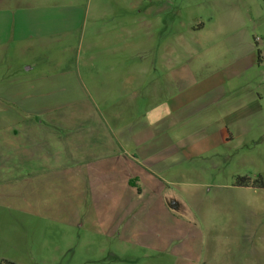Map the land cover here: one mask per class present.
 Returning <instances> with one entry per match:
<instances>
[{
    "label": "rangeland",
    "instance_id": "1",
    "mask_svg": "<svg viewBox=\"0 0 264 264\" xmlns=\"http://www.w3.org/2000/svg\"><path fill=\"white\" fill-rule=\"evenodd\" d=\"M99 1L100 12L97 14L96 10L86 21L88 30L99 27L103 32L114 27L123 32L127 26L136 41L134 51H116L105 58L111 67L102 71V76L120 59L122 67L116 70V75L117 72L133 75L131 89L136 93L149 90V94L145 103L139 105L141 113L137 120L116 119L114 113L124 106L102 103L103 99L96 97L95 82L84 81L71 87L66 82L67 72L51 71L55 63L66 67L72 56L81 61L87 59V51H40V63L33 74L51 79L25 88V95L32 98V101L26 98V110L33 102L40 111L47 110L50 118L28 115L33 116V120H26L25 127L36 128V135L26 136L21 130L19 136L12 131L8 137L4 136L5 140L8 138V156L14 162L21 155L22 146L40 145L51 146L50 153L60 161L56 167L58 179L51 189L55 193L56 212L36 215L34 221L33 217L29 218V224L40 230L39 244L31 253L35 264L117 263L115 241L98 234L97 218L79 210L81 196L88 194L86 187L80 181L68 184L62 175L69 167L64 161L70 162V149L79 144L77 140L82 138L83 132L96 126V122L101 121L102 126L94 131L106 128V132H118L119 136L114 137L120 138V135L127 136L133 127H145V110L162 106L168 109L162 121L150 120L153 124L147 129L148 139L138 138L144 145L134 154L140 159L146 155L152 160L158 157L163 161L160 179L169 193L186 196L194 191H224L220 186L234 187L238 177L253 181L261 178L264 182V2ZM56 3L61 4V1L56 0ZM145 27L151 50L144 48L141 35ZM82 30H74L73 37L79 36ZM233 38L235 42L231 41ZM257 51L261 52V61ZM126 59L127 69L123 67ZM89 74L91 77L97 73ZM0 76V106L3 110L9 108V111L22 113V106L15 103L17 98L5 101V97L17 94V87L12 83L16 77L7 76L6 72ZM140 76L147 84L137 90ZM106 90L110 92L109 97H118V88ZM92 108L95 114L90 118L83 116ZM98 117L102 119L98 121ZM104 137L97 136L106 142L113 138L110 133ZM44 156L37 159L48 160ZM27 170L32 169L11 167L9 172L16 175L18 171ZM93 193L95 189L91 183L90 198ZM70 202L72 208H66ZM224 203L221 201V205ZM9 210L14 213L16 208ZM223 220L224 217L219 219L221 227H224ZM137 252L138 255L144 253L141 249Z\"/></svg>",
    "mask_w": 264,
    "mask_h": 264
},
{
    "label": "crops",
    "instance_id": "2",
    "mask_svg": "<svg viewBox=\"0 0 264 264\" xmlns=\"http://www.w3.org/2000/svg\"><path fill=\"white\" fill-rule=\"evenodd\" d=\"M60 1L61 4L56 0H0V73L16 77L12 83L17 87V94L5 97V101L17 98L15 103L22 106V113L0 106V264H35L31 253L39 244L40 230L29 224V218L34 221L36 215H51L57 208L51 189L58 179L56 167L60 161L50 153L51 146H22L21 155L14 162L8 156V138L4 139L10 131L16 136L21 130L23 135H36V128L25 127L26 120H33L28 115L50 116L47 110L35 108L37 104L33 102L26 110V98L31 101L32 98L25 95V88L51 79L33 74L40 63V51H87V59L81 61L72 56L66 67L55 63L51 71L67 72L66 82L71 87L84 81L95 82L96 97L103 99L102 103L124 106L114 113L116 119L137 120L141 113L139 105L145 103L149 94V90L136 93L131 89L133 75L118 72L116 75V70L122 67L120 59L102 76V71L111 67L105 58L116 51H134L136 41L128 27L124 26L123 32L114 27L103 32L99 27L88 30L86 21L96 10L97 14L100 12V1L97 4L96 0ZM78 28L83 29L82 33L73 37ZM146 29L141 36L144 48L151 50ZM125 61L123 67L127 69ZM95 71L97 74L90 77L89 73ZM139 78L137 90L147 84L143 76ZM105 87L118 88V97H109ZM93 113L94 108L83 116L90 118ZM143 113L145 127H133L127 136L120 138L114 137L119 136L118 132H106L104 127L94 131L102 126L98 117L100 122L84 131L77 140L79 144L70 149V162L62 160L69 165L62 174L65 182L80 181L88 192L87 196H81L79 210L96 217L100 223L98 234L115 241L116 264H264V189L238 187L234 183V187L220 186L224 191L215 193L211 190L194 191L186 196L169 193L160 179L163 161L146 155L140 159L134 154L144 145L138 138L148 139L149 124L152 120L162 121L168 109L162 106ZM108 133L113 136L107 140L108 144L97 138L107 137ZM43 154L48 160L37 159ZM11 167L32 170L11 175ZM90 182L95 189L91 198ZM221 201H225L224 205ZM65 206L71 209L73 203ZM15 208L14 213L9 210ZM221 217L224 227L219 225ZM139 249L144 251L143 255L137 254Z\"/></svg>",
    "mask_w": 264,
    "mask_h": 264
},
{
    "label": "trees",
    "instance_id": "3",
    "mask_svg": "<svg viewBox=\"0 0 264 264\" xmlns=\"http://www.w3.org/2000/svg\"><path fill=\"white\" fill-rule=\"evenodd\" d=\"M264 2V0H262ZM258 60L261 61L262 56L261 52L258 51ZM235 186L238 187H249L252 186L257 189H264V182L262 181L261 178H259L257 181H253L251 178L248 177H238L235 181ZM2 264H13V263H2Z\"/></svg>",
    "mask_w": 264,
    "mask_h": 264
}]
</instances>
